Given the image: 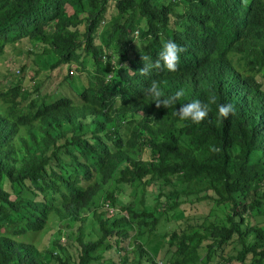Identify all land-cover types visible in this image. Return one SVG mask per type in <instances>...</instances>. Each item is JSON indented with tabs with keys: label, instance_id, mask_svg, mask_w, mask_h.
I'll return each mask as SVG.
<instances>
[{
	"label": "trees",
	"instance_id": "16d2710c",
	"mask_svg": "<svg viewBox=\"0 0 264 264\" xmlns=\"http://www.w3.org/2000/svg\"><path fill=\"white\" fill-rule=\"evenodd\" d=\"M22 39L75 99L26 88L27 63L0 81V264H264V0H0V54ZM167 40L177 71L141 75ZM153 80L184 95L157 108ZM211 97L200 124L179 121Z\"/></svg>",
	"mask_w": 264,
	"mask_h": 264
},
{
	"label": "rangeland",
	"instance_id": "374dc122",
	"mask_svg": "<svg viewBox=\"0 0 264 264\" xmlns=\"http://www.w3.org/2000/svg\"><path fill=\"white\" fill-rule=\"evenodd\" d=\"M32 43L33 41L22 39L17 44L15 43L14 45H5L3 51L0 54V81L3 83L5 81L4 76H9L10 72L15 73L18 67L22 63H27L28 65L31 64V66L34 67L32 68L28 67L26 69L25 78L23 80V84L26 88H29V86L32 84L33 81H42L43 92L45 91L53 92L55 91V89H59L62 94L64 95L67 94L71 98L75 99V93L70 89L69 85L67 84L66 80L63 77L64 74L68 71L66 70V67L60 69L48 70L44 65V63L42 62L43 61L42 55L32 56L26 53L32 49ZM34 68L36 69L39 68V71L36 73V75L35 74L32 75V71H34ZM71 71L73 72L72 73L73 76H79L78 74L79 72L76 73L72 68ZM81 76L82 79L84 80L83 72L81 73ZM32 78H34V80H32ZM71 83L74 84L75 87H77V84L74 79H72ZM263 86H264V81H263ZM192 195L193 194H190L189 197ZM184 196L187 195L181 193L179 195V199L184 198ZM144 201L145 204L151 203L150 198H148L147 196L145 197ZM159 222L160 223H158L157 225L158 229L166 230L171 227L169 223H165L163 222V220ZM56 228H57V224H55V219L50 217L48 222L46 223L45 228L42 231L30 236L27 240H31L38 248L47 246L49 244V239L53 236V233L56 231ZM75 228L76 226L73 227L72 231H74ZM59 230L64 231L63 228H59ZM156 232H161V231L156 230ZM26 236L29 235L27 234ZM93 237L94 234L91 233L88 228V221H85V223H83V228H82V238L84 241H86L88 239H92ZM140 240L143 242L144 248L150 252L151 248L149 247L152 245V243L156 241V236H154L153 233L144 234L140 238ZM62 241L63 239L60 240V242ZM147 242H151V244H148ZM65 245H67V243ZM72 249H73L72 246L69 245L67 250L68 252H71Z\"/></svg>",
	"mask_w": 264,
	"mask_h": 264
},
{
	"label": "clouds",
	"instance_id": "9594fccd",
	"mask_svg": "<svg viewBox=\"0 0 264 264\" xmlns=\"http://www.w3.org/2000/svg\"><path fill=\"white\" fill-rule=\"evenodd\" d=\"M185 49L178 45L173 40H167L162 45V50L159 52L155 60L150 56H141L143 63L142 69L139 71L141 75L147 76L153 69H161L168 73H175L180 62V54ZM144 95L155 99V106L157 108L163 107L165 109L173 106L177 100L183 95V89L176 91L173 95L164 97L158 81L153 80L151 84L144 89ZM164 97V98H162ZM216 104V98H209L208 103L202 104L199 100L192 101L180 105L176 109V115L179 121H190L192 124H200L209 114V105ZM235 112L233 104H220L218 105V119L225 121L229 116ZM180 126H184L181 124ZM210 151L217 152L218 148L210 146Z\"/></svg>",
	"mask_w": 264,
	"mask_h": 264
}]
</instances>
